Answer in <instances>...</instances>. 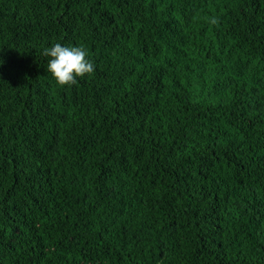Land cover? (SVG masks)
<instances>
[{
	"label": "trees",
	"instance_id": "obj_1",
	"mask_svg": "<svg viewBox=\"0 0 264 264\" xmlns=\"http://www.w3.org/2000/svg\"><path fill=\"white\" fill-rule=\"evenodd\" d=\"M0 264H264V0H0Z\"/></svg>",
	"mask_w": 264,
	"mask_h": 264
},
{
	"label": "clouds",
	"instance_id": "obj_2",
	"mask_svg": "<svg viewBox=\"0 0 264 264\" xmlns=\"http://www.w3.org/2000/svg\"><path fill=\"white\" fill-rule=\"evenodd\" d=\"M211 25H218L219 20L213 16L209 19ZM42 55L49 58L47 72L61 88H71L79 79L91 76L95 71L94 63L88 58V53L82 46H63L54 43L43 49Z\"/></svg>",
	"mask_w": 264,
	"mask_h": 264
}]
</instances>
